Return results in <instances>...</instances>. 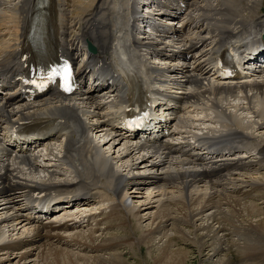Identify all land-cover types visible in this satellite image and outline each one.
I'll use <instances>...</instances> for the list:
<instances>
[{
    "label": "bare ground",
    "instance_id": "6f19581e",
    "mask_svg": "<svg viewBox=\"0 0 264 264\" xmlns=\"http://www.w3.org/2000/svg\"><path fill=\"white\" fill-rule=\"evenodd\" d=\"M39 1L40 0H0V5H3L5 9L4 11H9V15H7L8 19L6 21L5 12L0 11V26L7 27L13 24L11 29L13 31L11 33L14 39L17 36L18 28L22 29V37L25 36L30 27L34 29V35H37L38 28L36 27L37 24L35 22L36 16H45L46 19H49L48 15L42 13L40 9L36 7ZM82 1L84 0H75V2H73V4L76 5L74 11L75 13H85L88 8L90 9L92 7L95 1L99 0H87L84 3H82ZM148 1L149 6L154 0H152V2L150 0ZM156 1L161 2V0ZM259 1L260 0H244L242 4L244 7L242 5L241 7L247 11V15L245 17L244 14L242 16L240 15V19L236 20H230L228 17L229 14L233 13V10L230 11L228 6L225 4H221L218 8L215 6L213 8L215 10V16L213 18L214 21L212 22V27L208 29V34H202L205 30L197 28L193 32L191 31L192 33L190 32L185 34L178 41L170 43L165 40H160L158 37L147 38L141 35L140 41L142 44L139 45L150 49L153 53L150 58L153 62L158 63V67H154L149 62L145 63L142 61L139 64L136 73H134V76L137 74H145L147 75L146 79L149 81L157 79L164 80L162 82L165 84L173 82V86L177 89H175V91L169 90L172 93L164 91L166 97L174 103V105L171 106L172 110H174L177 106L184 107L185 104L192 102V100L195 101L197 105H200L205 99L203 96L206 93H208L210 98L213 96L212 99H216V96L225 98L232 95L233 91L230 89L227 94L224 95L222 93L219 94L215 92L225 91V89L221 86L223 85V82H221L219 86H214L217 73L216 60L220 55L224 54L226 48L233 47L234 49H237L239 47V43H241L247 34L250 36H259L261 33H264V17H256L259 12L262 11ZM191 4L192 3H187V7H190ZM240 9L243 11L242 8H239V10ZM158 10H160V14L157 17H160V20L163 21L167 18L162 17L167 16L170 17L169 19H174L181 16V21L179 23L185 20L186 23L191 22L193 24L195 22L198 23L202 18L201 14H193L192 12L186 13L185 17H182L183 12L178 11L176 6L166 7V13H164L165 10L161 7ZM207 10L210 11L211 9L208 8ZM130 15L133 19L138 17L137 12H130ZM208 16H210V14H208ZM8 21L12 24L8 23ZM57 23L59 29L64 30L65 32L67 31L69 25L65 23L61 12H59V16L57 17ZM85 23L86 21L84 20L82 22V26L80 27L81 29ZM165 24H169V22ZM81 29L74 32L72 35H76L79 31H81ZM172 29L175 32L179 31V29L174 26ZM225 30H230L231 32L236 33L231 34ZM77 36L82 38L83 34L79 33ZM101 37H105L104 32H102ZM7 38L11 39L12 36H8ZM10 39H8L9 43H5V41H3L4 39H0V45L4 46L0 48V54L6 53L9 50H12L13 47L16 48L18 46L17 42L12 43L13 40ZM208 39L210 41L206 43ZM60 48L64 49L63 39H61ZM192 48H197V52L189 58L190 61H186L184 56H180L183 50H189ZM187 50L182 52V54H185ZM161 55H166V58ZM0 59H5V56L0 57ZM239 60L241 59L239 58ZM86 67L87 65L78 68V73L81 74ZM251 80L252 79H245L241 81V86L237 84L240 89H244L241 90V92L245 91L242 99H245L247 103L250 102L252 98L250 99V95H248L249 93L247 94L246 91H249L251 94L254 93L252 97H255V93H259L258 100H262V95L264 94V75H262L261 79L254 80V82H251ZM3 81V78H0V84ZM128 83L133 87L137 86V83L133 80H128ZM165 84L160 83L154 86L161 90L164 88L168 89L169 87ZM98 86L99 85H95L86 93V98L88 99L87 101H92L94 98L100 97L97 96ZM14 92L15 90L12 92H5L2 97V99L5 100L6 107H9L11 104H16L19 109L16 113H14L12 119H9L8 117L10 116V112H12L11 109L7 111L8 116L3 117L0 115V124H4L5 126L7 124L11 126L14 123L13 120L46 117L50 120L49 124L63 119L62 128H69L70 124H77V120L73 118L75 113L74 107L77 108L78 111H82L89 106V104L84 100L75 103L72 100L50 101L42 98L31 105L34 106L33 108L24 106L23 103H20L18 95L11 97L7 95L14 94ZM93 104H95V106L93 105L92 107L86 109L85 112L91 113L89 118H92V120L100 123V125L94 126V129L96 128L94 131L101 134V132L105 130V125L102 124V121L106 117L107 108L103 107L101 104ZM179 109L182 111L181 108ZM220 114L226 116V112L224 110H220ZM231 117L234 128L227 127L224 123V127H227L225 131L210 134V137L216 140L217 144L221 143L223 145L225 143L227 147H231L232 145H235L236 140L237 142L241 140L243 141L247 136L251 138L250 135L247 134V136H245L242 134V131L236 128L239 127L241 129V126L243 127L244 124H242L241 120L234 115ZM89 129L93 132V128L91 126ZM118 134L122 136L120 132H112V134H106L103 132L100 136H98L99 144H97L98 142H95L96 135L94 134L93 141L95 151L89 152L76 159L71 157L69 154H66L64 150L63 152L59 151L60 144H51L48 145V147L46 145L43 148L44 151L42 153L28 158L24 155L25 150L22 149L25 142L21 141L20 144H18L19 148L16 152L22 154L23 157L12 158L11 162H7L4 165L2 169L3 174L0 173V251L2 252L0 253V263L9 262L8 264H11L10 261L15 258L16 260L12 262V264H131L121 254V252L117 251L116 248L123 245L129 248L132 246L131 248L134 249L133 247L135 246L140 248L141 245H145L148 254L153 252V250L155 251V254L150 256L149 260H151V262H147V258H144L143 256L141 257L143 258L142 261L145 264H189L190 259L188 257V251L184 248L171 246L176 244L174 243L175 240L173 242V235H176L180 241L182 240L188 244H192V246L196 248V251L201 255H203V251L205 249L207 250L201 264H233V262L230 261L232 256L229 257L227 254L228 251H233L232 248H234V252L236 251L239 253L237 254L242 260L240 262L241 264H249L252 261L250 260V262H247L249 261L250 256H254L252 259L255 260L258 250H261L262 253H264V240L263 243L258 242L262 239V237H264V213L261 208L255 204L248 205V203L243 204L240 202L239 199H242L245 195L247 196V194H245L246 192H243L245 194L243 197H238V195L233 192L234 190L231 192L235 193L236 196L229 194L230 191L228 192V190L233 186H238L239 183H241L246 187L248 186L249 188H247L252 189L253 192H257L258 196L261 199H264V180H241L242 177H239L240 175H234L227 181L225 180L226 182H224V184H226V187L225 185L213 186L211 181L204 184L205 175L202 170L195 166L184 167L183 165L185 162L182 160H173L171 164L167 163L165 168L162 169L164 162L160 163L158 159H152L150 156H144L143 153L138 154V152H133L132 149L134 148L132 145L127 146L123 143L119 146L120 150L117 148L118 150H116L115 155H108L105 152V149L108 147L101 150V146L104 144L109 145V152L110 148H114V146L118 145V143H120L119 140H122ZM104 137L106 138L105 142H102ZM139 137L140 136H138V138ZM100 142L102 144H100ZM258 143L259 144H256L257 146L255 145L256 148L254 149L257 150V155H250L254 158L249 159V161H245V158L248 157L247 152L244 154H236L235 151L232 150L229 151L232 155L228 154L224 159H217L215 163L217 172L220 173L221 171H225L226 174H231L229 172L230 169H239L240 167L250 164H252L253 167L255 166L256 169L263 170L264 143ZM218 150L219 152L222 151L220 148H218ZM197 152H199V150L195 149L189 155H186V157L198 159L199 155ZM239 152L242 151L240 150ZM47 158H53L54 162L51 163V161ZM38 160L42 161L40 167L38 166ZM169 166H176V168L170 169ZM122 168L127 174L123 173ZM152 169L156 170L155 175L145 173L144 171L149 170V172H151ZM133 171H136L138 175H135L136 172L133 174ZM66 173L69 174V177L72 176L73 178L68 179L62 177L65 176L64 174ZM40 174L44 175V177L43 179L41 178L37 180L36 178L39 177ZM53 175L57 177L53 178ZM161 175H164L165 177L163 183L159 182V177H161ZM222 176H225V174ZM8 180L15 183L8 182ZM229 180L230 182H228ZM234 182L235 184L232 185ZM142 186H146L143 187L144 189L149 188L152 190L153 188L159 187L158 190H162L160 195L167 194V186H175L180 192V195L175 197L165 196L166 198L157 200H154L153 195V197H151L153 200L150 199L145 201V199H148L149 196H146L147 198H142L141 195H137V191H134L136 189H141ZM164 186L165 188H163ZM128 187L131 189V191H129L134 194L131 197H139L140 201L138 199L137 200L140 202L138 204L141 208H143L142 210L145 209V211H148V208H152L153 202L157 203L155 205L156 207L154 206L156 209L151 212L152 214L145 213L149 218V223H147L150 226L147 229L139 231L141 232L140 234L138 233L139 236L136 235V231L139 230V227L137 226H140L138 223V219L140 218L138 214V206L131 205L129 202L130 196L127 195ZM22 188H25L27 192L56 188L65 189L69 194L82 195L83 198L79 200L84 202L90 201V204L95 202L94 199L96 198V194L101 195L102 192L108 191L112 196V203H109L110 211L107 213L106 218H111V220L116 223V226L121 228V233L114 234L108 239H103L98 245L94 244L95 239L92 235L87 236L89 237V243L85 241L83 242L82 238H79V231L76 229L79 224H76L75 220L81 217L82 212H80V209L83 208V203L77 204L75 208V217H71L63 224V226H65L66 230L72 231V233L69 234V237L74 245L77 244L78 246L89 248L94 254L91 256L92 260L85 259L81 263H76L74 262L75 257L71 259V256L67 253H65L67 256H64L61 250V246H63L64 243L70 242H67L68 238H65L66 234L60 233L65 231L59 228L58 232H55L54 238L57 241L45 240L40 237L43 232H41L40 229L44 228V231L48 232L51 229H56V226H53L50 223L26 225L32 220L26 214L16 213L21 210L19 198L22 194L15 192L14 190ZM152 190H150L149 195L152 194ZM26 191H23L22 193L24 194ZM153 194L159 195L157 191ZM212 197H216V199H212ZM101 201H103V199H100V202ZM170 202L174 203V205L175 203L176 205H179L177 209L180 214H182V217L177 214V216L174 215V220L172 223H168V225L166 223L170 219V214L168 213L167 208H162L161 205H164V203L168 205ZM100 204L103 206L104 210L103 203ZM222 204H225L226 206L224 209L222 208ZM207 208L209 211L205 212ZM98 211L99 212L94 215L101 213L100 208ZM239 216L241 219L247 216L248 220L246 223L241 220V223L237 221L240 224L236 225L234 223L236 222L234 219L237 220ZM256 216L260 217L256 221H251L252 219H250V217ZM130 217L136 218L135 224L130 223ZM92 220L93 219H91V221ZM93 222L96 223V221ZM185 223H190L194 228V232H191L193 233L192 239H189L187 234L181 230V226H178V224L188 225ZM225 224L229 225L227 228L228 230H230L233 234L235 233L234 237L228 239V237H225V233L221 232V230L224 229L223 226ZM83 226H81V228H83ZM112 226L113 224H110L107 227ZM167 226H169L168 229L173 230L174 234L167 236L166 231H164V228ZM90 229L93 232L97 231L99 228L94 229L91 227ZM160 233L162 234L161 236H159ZM154 236L157 239L156 242H153V238L155 240ZM61 243H63V245H61ZM10 248L16 249L13 251L18 250V252L14 255V252L11 251L12 249ZM103 250L107 251V253H105L106 255H103ZM246 252L249 255H247ZM47 255H51L50 261ZM80 256L81 255H79V257ZM262 256H264V254ZM251 263H253V261Z\"/></svg>",
    "mask_w": 264,
    "mask_h": 264
},
{
    "label": "rangeland",
    "instance_id": "374dc122",
    "mask_svg": "<svg viewBox=\"0 0 264 264\" xmlns=\"http://www.w3.org/2000/svg\"><path fill=\"white\" fill-rule=\"evenodd\" d=\"M215 0H211V2H214ZM224 1H226V0H224ZM256 1V0H255ZM73 2H75V0H73ZM241 0L240 1H237V0H227L225 3L227 4L226 6H228V9L230 10V11H232V9H231V7L232 8H242V12L241 13H237V15H235L234 16V18H230V20H236V19H240V15L242 16L243 14H244V17L247 15V11H245L244 10V5H242L243 7H241ZM244 2V1H243ZM243 2H242V4H243ZM260 3V8H261V10L262 9H264V0H260L259 1ZM231 3V4H230ZM73 4V3H72ZM74 5V4H73ZM3 6V5H2ZM1 6V7H2ZM0 7V8H1ZM75 8H76V5H74L73 6V8H69V11H70V15L71 16H73V17H76L77 15H75L74 14V11H75ZM89 9V8H88ZM88 9L86 10V11H88ZM5 10V9H4ZM235 9H233V11H234ZM239 10V9H238ZM85 11V12H86ZM240 11H241V9H240ZM5 12V11H4ZM7 13H5L6 14V18H5V21L8 19L7 18V15H9L8 13H9V11H6ZM192 13H193V11H192ZM236 13V12H235ZM194 14V13H193ZM233 13H231V14H229L228 16H230V15H232ZM236 17V18H235ZM74 19V18H73ZM83 22V21H82ZM82 22H81V26H82ZM8 23H10V21H8ZM69 23V22H68ZM72 23H74L73 21H72ZM10 24H12V23H10ZM10 27H11V29H12V26H13V24L12 25H9ZM230 26H231V24H230ZM232 27V26H231ZM3 28V27H2ZM5 28V27H4ZM6 30H7V27L5 28ZM81 29V28H80ZM13 31V30H12ZM11 31V32H12ZM11 35H9L10 37L12 36V38H13V35H12V33H10ZM1 37H3V41H5V43H9L8 42V39H10V38H7L8 37V33L6 32H4L3 34H2V36ZM11 38V39H12ZM10 39V40H11ZM2 41V42H3ZM1 47H4L3 45L1 46L0 45V48ZM249 92V91H248ZM242 92L240 91V93L239 94H241ZM244 94V93H243ZM243 94H242V96H243ZM248 94V93H247ZM251 93L249 92V94L248 95H250ZM231 95H229V97H230ZM213 97V96H212ZM211 97V98H212ZM217 98H216V100H218V102H220L221 104H223L225 101H227V98H228V96L227 97H225V98H222L221 96H216ZM262 97L264 98V94L262 95ZM210 98V97H209ZM241 98H243V97H241ZM252 98H254V97H252ZM259 98V97H258ZM223 100V101H222ZM252 100V99H251ZM204 102H206L205 100H203ZM264 100H258L257 101V103L255 104V106H258V105H264V102H263ZM238 102V101H237ZM222 107H223V105H221ZM226 109H228L229 110V114H231V115H234V116H236L237 118H239L240 120H241V122H242V124H244L243 125V127L241 126V129H243L248 135H250L251 136V138L250 139H248V140H246V147H247V149H248V151H249V155H251V156H256V154H255V152H256V150H254L255 148H256V144H259L258 142H262V143H264V127L263 128H259V127H257L256 126V123H255V121H253L251 118H249L248 116H246V115H241V114H237L236 112H232V110H234L235 109V111H236V105H232V104H228L227 106H224ZM213 112V111H212ZM226 112V111H225ZM226 112V113H227ZM220 113V112H219ZM245 113H247V115H250L248 112H245ZM257 118V117H256ZM237 120V119H236ZM213 122V123H212ZM221 123L220 122H218V121H205V122H203V124H202V126H204L203 128L205 129V130H209L210 128H211V131H213L214 130V128L213 127H216V128H218L219 126H221L220 125ZM213 126V127H212ZM209 127V128H208ZM227 128V127H226ZM213 129V130H212ZM216 132H213L212 134H215ZM256 136V137H255ZM254 139H253V138ZM93 138H94V135H93ZM109 138V137H108ZM107 138V139H108ZM105 137H104V139L102 140V142H105ZM245 140V139H244ZM243 140V141H244ZM107 141V140H106ZM95 142H98V136H95ZM119 142L120 143H118V145H116V146H114V148L112 147V148H110V152L108 151V149H109V145L108 144H104V145H102L101 147H102V149L101 150H103V149H105V148H107V149H105L104 151L109 155V154H113V155H115L116 154V150H118L120 147L119 146H121L122 144H123V139L121 140H119ZM254 143V145H253V143ZM107 143V142H106ZM97 144H99V142L97 143ZM100 144H102L101 142H100ZM256 145V146H255ZM118 146V147H117ZM249 147V148H248ZM118 148V149H117ZM249 149H251V150H249ZM120 150V149H119ZM253 150H254V152H253ZM108 151V152H107ZM251 156H249L248 157V159H252V158H254V157H251ZM247 159V160H248ZM179 161V160H178ZM184 167H187V166H184ZM170 169L172 168H176V166L174 167V166H171V167H169ZM251 168V169H250ZM252 168H253V170H252ZM138 170H141V169H138ZM238 170V171H237ZM257 170V171H256ZM259 169H256L255 168V166L253 167V166H250V167H244V168H241V169H236V170H234V174H231V175H229V177L227 178V179H223V180H221L222 182H226L228 179H230L231 177H233L234 175L235 176H239V177H242V179L241 180H252V179H256L257 181L258 180H264L263 178H264V169L263 170H259ZM122 171H123V168H122ZM145 171V173H148V174H151V175H155L156 173H155V171L156 170H154V169H152L151 170V172H149V170H144ZM135 172L136 171H133V174H135ZM123 173L125 174L126 173V171H123ZM127 174V173H126ZM39 175V174H38ZM40 175H42V174H40ZM65 176H62V177H64V178H68L69 177V174H64ZM73 175V174H72ZM135 175H138V173L136 172V174ZM244 176V177H243ZM238 177V178H239ZM226 180V181H225ZM68 181H70V180H68ZM71 182V181H70ZM228 182H230V180L228 181ZM160 183H161V180H160ZM163 183V182H162ZM235 184V182L232 184V185H234ZM225 185V187H226V184H224ZM228 185H229V183H228ZM242 186V187H241ZM129 187H131V186H129ZM129 187H128V189H127V195L128 196H130V199H129V202L131 203V205H134V206H138V214H139V219H138V223H139V225L140 226H137V227H139V230H137L136 231V235L137 236H139V234L141 233V232H139V231H141V230H144V229H147V228H149V226L150 225H148V221H149V218L147 217V214H145V213H150V214H152L151 212H153V210H155L156 208H154V206L157 204L156 202H153L152 203V208H148L147 210L148 211H145V209L144 210H142L143 208H141L140 207V205L138 204V203H140L139 201H140V199H139V197H131L132 195H134V194H132L130 191H131V189H129ZM143 187H146V186H142V188L141 189H136V190H134V191H137L136 193H138L137 195H141V197L142 198H145L146 196H149V198L148 199H145V201H148V200H150L151 199V197H153V195H154V200H157V199H164V198H166L167 196L168 197H170V196H178V195H180V192L178 191V189H176V187L175 186H167L166 187V195H160V192L162 191H160V190H158L159 189V187H157V188H153V190L152 189H149V188H143ZM202 187H205V186H202ZM234 187V188H233ZM231 189H229L228 190V192L230 191H233V192H235L236 193V195H238V197L240 196V197H243L245 194H247V196L245 195L242 199H239L240 200V202H242L243 204L244 203H248V205H256V206H258V207H260L261 208V210H262V212L264 213V199H261L259 196H258V193L257 192H253V190L252 189H248L244 184H241V183H239V185L238 186H233ZM237 187V188H236ZM163 188H165V186L163 187ZM168 188V189H167ZM239 188V189H238ZM162 189V188H161ZM130 190V191H129ZM150 190H152V194H150L149 195V193H150ZM249 192H248V191ZM250 190H251V192H250ZM156 191H157V193L159 194V195H155V194H153V193H156ZM124 192V191H123ZM229 192V194H233V196H236L235 195V193H233V192H231L230 193ZM241 192V193H240ZM245 194H244V193ZM243 193V194H242ZM249 193V194H248ZM253 193V194H252ZM242 195V196H241ZM255 195V196H254ZM166 196V197H165ZM251 196V197H250ZM115 198H117V197H115ZM141 198V199H142ZM147 198V197H146ZM153 198L151 199V200H153ZM139 201H138V200ZM212 199H216V197H212ZM176 200V199H175ZM177 200H178V198H177ZM107 201V202H106ZM112 202V201H111ZM115 202V201H114ZM222 202V201H221ZM109 203H110V200H104L103 201V205H104V212L101 214V215H99V216H97V217H95L96 219H93L92 221H90V223L88 224V225H84L83 226V228H81V226H79L80 228H76L79 232L78 233H80V236H79V238H82V241L84 242H87V243H89L88 241H89V237H87V236H89V235H92L93 237H94V244L95 245H98V244H100L101 243V241L103 240V239H108V238H110L111 236H113L114 234H120L121 233V228H119L118 226H116V223L115 222H113L112 220H111V218H106L107 217V213L110 211V207H109ZM222 203H224V202H222ZM111 204V203H110ZM93 205H95V204H93ZM92 204L91 205H89V206H93ZM174 205V203H172V202H170L168 205L166 204V203H164V205H161L162 206V208H167V211H168V213L170 214L169 216V221L166 223V224H168V223H172V221L174 220L173 218H174V215H179L180 217H182V214H180V212L178 211V209H177V207L179 206V205H176V203H175V205ZM167 206V207H166ZM156 207V206H155ZM226 206H225V204H222V208L224 209ZM249 207H252V206H249ZM151 211H150V210ZM139 210H141V211H139ZM145 211V212H144ZM206 211H209V209L207 208L206 210H205V212ZM225 211H226V209H225ZM182 212H183V210H182ZM173 214V215H172ZM176 215V216H177ZM263 215V214H262ZM262 215H260V216H262ZM260 216H256V217H250V219H252L251 221H256ZM183 217H185V216H183ZM99 218H102L101 219V221H100V219ZM130 219H131V221H130V223H132V224H135L136 223V218H134V217H130ZM243 219H245V220H243ZM236 222H234L236 225H238V224H240L241 222V220H242V222H244V223H246V221L248 220L247 219V216H245V218L243 217L242 219H241V217L239 216L238 217V219L236 220V219H234ZM93 221H96V223L95 222H93ZM99 221H100V223H99ZM237 221H239V222H237ZM148 222V223H147ZM198 222V221H197ZM224 222V221H223ZM115 223V224H114ZM253 223H255V222H253ZM110 224H113V226L112 227H107L108 225H110ZM185 224H188V225H179L178 224V226L181 228V230L185 233V234H187V236L189 237V239H192L193 238V233H191V232H194V228H193V226L190 224V223H185ZM228 224V223H227ZM169 225V224H168ZM226 225V224H225ZM223 226V230H221V232H223V233H225V237H228V239L229 238H232V237H234V234L230 231V230H228L227 228H228V226L229 225H226V226ZM152 226V225H151ZM99 228L97 231H91V229L90 228ZM169 228V226H167V227H165L164 229V231H166V234H167V236H170L171 234H174V232H173V230H171V229H168ZM76 229H74V230H76ZM228 230V231H227ZM73 232H75V231H73ZM232 233V234H230V233ZM139 233V234H138ZM164 233V232H163ZM230 234V235H229ZM162 234L160 233V235L159 236H161ZM155 237V236H154ZM66 239H67V237H65ZM164 238H166V237H164ZM163 238V239H164ZM177 237H176V235H173V242H174V240H175V242L174 243H176V244H173V245H171L172 247H174V246H176V247H180V248H184L185 250H187L188 251V257H189V259H190V263L189 264H201V261H202V259L204 258V256L206 255V253H207V250L205 249L204 251H203V255H201L199 252H197L196 251V248L194 247V246H192V244H188V243H186V242H184V241H180L178 238L176 239ZM69 239V243H64V245L65 244H67V245H63V243H61V245H63V246H61L62 248H61V250H62V252H63V254H64V256H67L65 253H67L69 256H71V259L72 258H74L75 257V259H74V262H76V263H81L83 260H92V255L94 254L89 248H86V247H82V246H78L77 244H75L74 245V243L71 241V239H70V237L68 238ZM263 240H264V237H262V239H260L258 242H260V243H263ZM157 241V239H156V237H155V240H154V238H153V242H156ZM132 247V246H131ZM129 248V247H127V246H121L120 245V247H117L116 249H117V251H119V252H121V254L126 258V260L128 261V262H130L131 264H145L143 261H142V259L143 258H141L142 256L144 257V258H147L146 260H147V262L148 261H150L151 262V260H149L150 259V256L152 255V254H155V251L153 250V252H151V253H149L148 254V252H147V250H146V247H145V245H141L140 246V248L138 247V246H135V247H133L134 249H132V248ZM67 248H68V250H67ZM1 249H3V248H1ZM12 249V248H11ZM130 249H132V250H130ZM233 249V251H228L227 252V254L229 255V257L230 256H232V259H230V261L231 262H233V264H241L240 262L242 261L241 259H240V257L238 256V252H234V248H232ZM231 249V250H232ZM13 250H16V249H12L11 251H13ZM78 251V252H77ZM264 251V250H263ZM14 252V255H15V253L16 252H18V250L17 251H13ZM70 252V253H69ZM0 253H2L1 251H0ZM102 253H104L103 255H106L105 253H107V251L106 250H103V252ZM238 253V254H237ZM259 253H261V254H259ZM148 254V255H147ZM246 254H247V252H246ZM264 253H262V251L261 250H258L257 251V257L255 256V260H253L252 258H254V256H250L249 257V261H247V262H250V260H252L253 261V263H249V264H264V262H261V261H264V256H262ZM79 255H81L80 257H79ZM141 255V256H140ZM247 255H249V254H247ZM251 255V254H250ZM48 256V258H49V261L51 260V255H47ZM148 256V257H147ZM78 257V258H77ZM199 259V260H198ZM16 259L15 258H13L11 261H10V263L12 264V262H14ZM142 261V262H141ZM9 262H7V263H0V264H8ZM13 264H15V263H13ZM30 264V263H29Z\"/></svg>",
    "mask_w": 264,
    "mask_h": 264
},
{
    "label": "snow or ice",
    "instance_id": "6c2138e0",
    "mask_svg": "<svg viewBox=\"0 0 264 264\" xmlns=\"http://www.w3.org/2000/svg\"><path fill=\"white\" fill-rule=\"evenodd\" d=\"M56 70H53V72H55ZM64 73H65V76L67 77V75L69 74V70L67 67L64 68Z\"/></svg>",
    "mask_w": 264,
    "mask_h": 264
}]
</instances>
